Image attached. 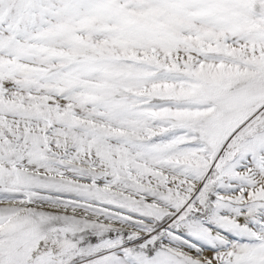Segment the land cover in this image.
<instances>
[{
    "label": "snow or ice",
    "instance_id": "1",
    "mask_svg": "<svg viewBox=\"0 0 264 264\" xmlns=\"http://www.w3.org/2000/svg\"><path fill=\"white\" fill-rule=\"evenodd\" d=\"M0 264H264V0H0Z\"/></svg>",
    "mask_w": 264,
    "mask_h": 264
}]
</instances>
